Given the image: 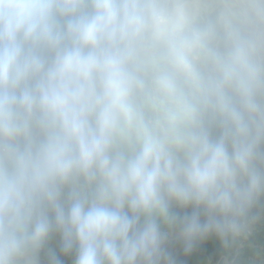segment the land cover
<instances>
[{"label": "clouds", "instance_id": "obj_1", "mask_svg": "<svg viewBox=\"0 0 264 264\" xmlns=\"http://www.w3.org/2000/svg\"><path fill=\"white\" fill-rule=\"evenodd\" d=\"M262 198L264 0H0V264H176Z\"/></svg>", "mask_w": 264, "mask_h": 264}, {"label": "rangeland", "instance_id": "obj_2", "mask_svg": "<svg viewBox=\"0 0 264 264\" xmlns=\"http://www.w3.org/2000/svg\"><path fill=\"white\" fill-rule=\"evenodd\" d=\"M188 209L190 208L191 212H194L196 209L192 206L187 208H181L175 203L172 204L171 209ZM253 215L258 216V219L253 227L251 235L242 242H237L232 247L226 249L223 242L220 238L213 234H210L204 239L198 240L194 243L193 248L190 252H185L183 242L178 238L177 232L173 231L170 234L169 241L166 245L168 252L173 256L176 261V264H235L234 260L240 257L243 254V248H251V241L256 236H261L264 238V198L258 203L253 209ZM206 219L202 210H201V220L202 222ZM166 230V229H165ZM49 244L48 247L46 245ZM62 238L59 233H54V236L45 245L44 249L39 254L40 264H49L48 253H55L56 256L60 259L62 264H74V258L71 255L63 253L61 250ZM215 245L225 248L226 253L216 257L213 254L212 249ZM168 246H171L168 248ZM211 250L205 252V250ZM258 264H263L259 262Z\"/></svg>", "mask_w": 264, "mask_h": 264}, {"label": "trees", "instance_id": "obj_3", "mask_svg": "<svg viewBox=\"0 0 264 264\" xmlns=\"http://www.w3.org/2000/svg\"><path fill=\"white\" fill-rule=\"evenodd\" d=\"M171 210L180 216L191 215L193 213V212H191L190 208H188L186 210L180 209V208L171 209ZM53 236H54V234L51 237H53ZM49 244L50 243H48L46 245V247H48ZM251 245L253 247L243 248V254L234 260L235 264H258L259 262H263V264H264V238L261 236L254 237L251 241ZM170 247L171 246H168V248H170ZM212 249H214L213 254L216 257H219L220 255L226 253L225 248L219 247L217 245H215ZM209 251H211V250L210 249L205 250V252H209ZM71 257L75 258L74 253L71 255Z\"/></svg>", "mask_w": 264, "mask_h": 264}]
</instances>
